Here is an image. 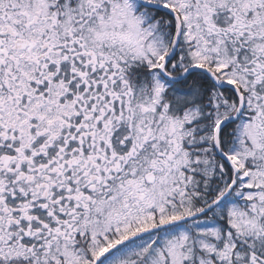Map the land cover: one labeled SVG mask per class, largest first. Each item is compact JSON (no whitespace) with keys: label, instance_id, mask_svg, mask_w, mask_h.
I'll list each match as a JSON object with an SVG mask.
<instances>
[{"label":"snow or ice","instance_id":"1","mask_svg":"<svg viewBox=\"0 0 264 264\" xmlns=\"http://www.w3.org/2000/svg\"><path fill=\"white\" fill-rule=\"evenodd\" d=\"M0 264H264V0H0Z\"/></svg>","mask_w":264,"mask_h":264}]
</instances>
